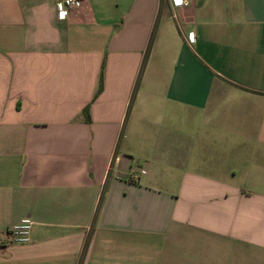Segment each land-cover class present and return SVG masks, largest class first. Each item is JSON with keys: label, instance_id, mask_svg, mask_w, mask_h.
I'll use <instances>...</instances> for the list:
<instances>
[{"label": "crops", "instance_id": "crops-1", "mask_svg": "<svg viewBox=\"0 0 264 264\" xmlns=\"http://www.w3.org/2000/svg\"><path fill=\"white\" fill-rule=\"evenodd\" d=\"M60 1L0 0V264H264V0Z\"/></svg>", "mask_w": 264, "mask_h": 264}, {"label": "built area", "instance_id": "built-area-1", "mask_svg": "<svg viewBox=\"0 0 264 264\" xmlns=\"http://www.w3.org/2000/svg\"><path fill=\"white\" fill-rule=\"evenodd\" d=\"M175 7H188L189 2L182 0L181 3H177V0H172ZM82 4L81 0H61L57 4V9L62 19H65L69 12ZM193 41V37H190ZM34 226V222L26 217L15 225H12L5 231V238L12 243L27 244L31 242V234Z\"/></svg>", "mask_w": 264, "mask_h": 264}, {"label": "trees", "instance_id": "trees-1", "mask_svg": "<svg viewBox=\"0 0 264 264\" xmlns=\"http://www.w3.org/2000/svg\"><path fill=\"white\" fill-rule=\"evenodd\" d=\"M152 40H153V37H152ZM152 42V41H151ZM151 46V45H150ZM149 50H150V47H149V49H148V52H149ZM102 80H101V84H100V90L99 91H101L102 90ZM86 114H87V110H86Z\"/></svg>", "mask_w": 264, "mask_h": 264}, {"label": "snow or ice", "instance_id": "snow-or-ice-1", "mask_svg": "<svg viewBox=\"0 0 264 264\" xmlns=\"http://www.w3.org/2000/svg\"><path fill=\"white\" fill-rule=\"evenodd\" d=\"M182 2V0H177V3H181Z\"/></svg>", "mask_w": 264, "mask_h": 264}]
</instances>
